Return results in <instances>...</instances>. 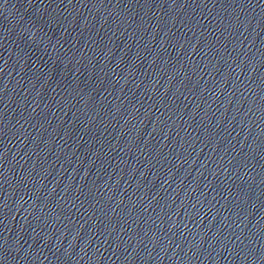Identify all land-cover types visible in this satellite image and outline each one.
I'll return each instance as SVG.
<instances>
[{
	"label": "water",
	"instance_id": "95a60500",
	"mask_svg": "<svg viewBox=\"0 0 264 264\" xmlns=\"http://www.w3.org/2000/svg\"><path fill=\"white\" fill-rule=\"evenodd\" d=\"M0 264H264V0H0Z\"/></svg>",
	"mask_w": 264,
	"mask_h": 264
}]
</instances>
